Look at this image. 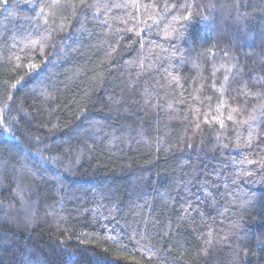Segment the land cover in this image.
I'll use <instances>...</instances> for the list:
<instances>
[{"label": "trees", "instance_id": "1", "mask_svg": "<svg viewBox=\"0 0 264 264\" xmlns=\"http://www.w3.org/2000/svg\"><path fill=\"white\" fill-rule=\"evenodd\" d=\"M0 264H264V0H0Z\"/></svg>", "mask_w": 264, "mask_h": 264}, {"label": "snow or ice", "instance_id": "2", "mask_svg": "<svg viewBox=\"0 0 264 264\" xmlns=\"http://www.w3.org/2000/svg\"><path fill=\"white\" fill-rule=\"evenodd\" d=\"M117 7H119V5H117ZM186 7L191 8V5H187ZM191 16V12L188 13L187 16L184 17L185 20L189 19V17ZM229 119H231V116L229 117ZM221 127H223V122L221 121Z\"/></svg>", "mask_w": 264, "mask_h": 264}]
</instances>
